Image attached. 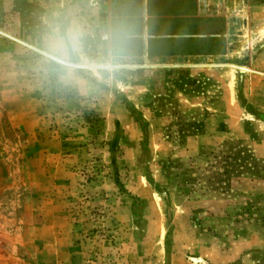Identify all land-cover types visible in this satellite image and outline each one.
<instances>
[{
  "label": "rangeland",
  "instance_id": "rangeland-1",
  "mask_svg": "<svg viewBox=\"0 0 264 264\" xmlns=\"http://www.w3.org/2000/svg\"><path fill=\"white\" fill-rule=\"evenodd\" d=\"M48 4L0 0V264H264V13L81 94L33 70Z\"/></svg>",
  "mask_w": 264,
  "mask_h": 264
},
{
  "label": "crops",
  "instance_id": "crops-1",
  "mask_svg": "<svg viewBox=\"0 0 264 264\" xmlns=\"http://www.w3.org/2000/svg\"><path fill=\"white\" fill-rule=\"evenodd\" d=\"M97 7L102 19L122 11L133 24L125 63H178L196 71L231 62L233 19L239 23L253 9L264 13V0H97Z\"/></svg>",
  "mask_w": 264,
  "mask_h": 264
},
{
  "label": "clouds",
  "instance_id": "clouds-1",
  "mask_svg": "<svg viewBox=\"0 0 264 264\" xmlns=\"http://www.w3.org/2000/svg\"><path fill=\"white\" fill-rule=\"evenodd\" d=\"M134 38L122 11L102 19L97 0H54L37 37L33 70L51 85L84 94L123 67Z\"/></svg>",
  "mask_w": 264,
  "mask_h": 264
},
{
  "label": "water",
  "instance_id": "water-1",
  "mask_svg": "<svg viewBox=\"0 0 264 264\" xmlns=\"http://www.w3.org/2000/svg\"><path fill=\"white\" fill-rule=\"evenodd\" d=\"M240 69H243V70H245V68H240ZM246 71H250V70L246 69Z\"/></svg>",
  "mask_w": 264,
  "mask_h": 264
}]
</instances>
